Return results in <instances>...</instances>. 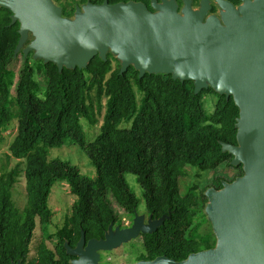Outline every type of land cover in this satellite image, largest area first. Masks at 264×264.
Segmentation results:
<instances>
[{
  "label": "trees",
  "instance_id": "obj_1",
  "mask_svg": "<svg viewBox=\"0 0 264 264\" xmlns=\"http://www.w3.org/2000/svg\"><path fill=\"white\" fill-rule=\"evenodd\" d=\"M162 1L155 0L157 4ZM172 1L178 8L184 5L183 0ZM190 1L194 5L199 2ZM225 1L234 6L242 3ZM80 3H135L154 12L152 0ZM74 11L73 7L65 9L63 16L70 19ZM20 28L13 13L0 7V145L15 121L8 157L25 164L27 199L21 211L12 200L20 164L0 175V264H72L76 257L69 249H76L81 240H104L112 228L120 226L110 198L129 216L136 213L140 200L126 175L136 178L150 220L159 222L150 232L142 233L144 252L138 262L164 257L180 263L214 249L213 233H201L193 225L196 186L182 194L179 182L187 176L188 168L198 177L222 166L244 174L242 165L234 166V156L223 147L237 146L240 110L233 96L211 87L196 92L193 80L174 79L171 74L145 73L140 77L133 65L122 71L111 52L104 58L96 56L83 68L51 61L33 66L27 54L14 83L9 66L18 54ZM40 74L46 79L44 88ZM103 102L100 132L88 143L82 121L98 125ZM71 145L85 152L96 170L94 178L81 175L68 162L49 159L50 149ZM57 182L66 183L76 201L62 229L50 234L54 214L48 200ZM222 182V178L216 180L217 190L222 189ZM200 194L205 206L207 198ZM37 223L43 237L35 257L29 260Z\"/></svg>",
  "mask_w": 264,
  "mask_h": 264
},
{
  "label": "water",
  "instance_id": "obj_2",
  "mask_svg": "<svg viewBox=\"0 0 264 264\" xmlns=\"http://www.w3.org/2000/svg\"><path fill=\"white\" fill-rule=\"evenodd\" d=\"M216 1L222 23L211 16L204 24L206 9L194 14L190 0H183L184 18L174 1L152 0L154 12L135 3L87 4L74 21L50 12L48 0H0L21 26L17 52L32 32L33 47L46 62L66 67L83 68L96 56L120 53L122 71L133 65L140 77L161 73L193 80L196 92L211 87L238 105L237 146L223 147L234 166L242 165L244 177L206 193L215 248L180 263L161 257L137 264H264V0H241L238 9ZM138 235L139 230L111 229L104 240H81L69 249L76 257L72 264H98V252Z\"/></svg>",
  "mask_w": 264,
  "mask_h": 264
},
{
  "label": "rangeland",
  "instance_id": "obj_3",
  "mask_svg": "<svg viewBox=\"0 0 264 264\" xmlns=\"http://www.w3.org/2000/svg\"><path fill=\"white\" fill-rule=\"evenodd\" d=\"M48 10L50 12L58 11L62 18L64 10H70L72 7L74 8V16L71 17L69 20L74 21L76 18V13L80 12L83 13L87 5H83L80 3V0H48ZM184 6L178 9V15L184 18ZM215 9V12L212 13V9ZM239 7H236L238 9ZM202 9H206L207 15L204 18V24L207 23V20L211 16H215L220 22L222 21V16L224 12L220 6V2L216 0H208L203 1L199 0V2L194 5L191 3V11L194 14L200 13ZM155 13H159V11H155ZM264 36V33H263ZM37 41L36 36L29 32L27 35L26 41L20 47L17 57L13 64L9 66V72L13 75V82L16 83L18 79V75L20 70L22 69L23 60L26 56V53L30 55L31 64L33 66L37 65V63L44 64L47 61V58L41 55V53L33 47V44ZM115 57L119 59L120 65L122 64V59L120 58V53H114ZM39 83L41 88L46 86V79L45 77L40 74L39 76ZM11 96L12 98L15 97V87L11 89ZM105 102H103V109L98 116V125L90 126L87 122L82 121L83 129L85 132L86 141L93 142V140L98 136L100 132V126L103 122V116L105 114L104 108ZM209 108V107H207ZM16 133V122L13 121L9 131L5 135V141L0 145V175L4 172H8L12 170L14 167L20 164L21 174L17 179V183L15 184L13 191H12V200L15 204V207L20 211L24 209L26 206V190H25V178H24V162L14 160L9 158V151L8 148L15 137ZM49 159H59L65 162L70 163L74 166L81 175L94 178L96 174V170L94 167L91 166L90 161L85 154V152L75 146H64L61 148H54L49 150ZM187 176L182 178L179 182L180 192L182 194L187 193L190 189L196 186L197 190H195V194L197 196V204L192 210L193 214V225L196 226L198 229L200 228L201 233H213L214 228L212 222L209 220L207 212H206V205L203 206L202 204V196L201 192H203L204 196L206 197V193L212 189L217 190L216 180L218 178H222V186L227 183H233L236 180L243 178L244 174L241 175L238 169H233L230 167H220L218 170L213 172L204 173L197 176L196 171L191 168L187 170ZM127 183L129 184L132 191L135 193L137 198L140 200L136 213L133 216H129L126 214L111 198L109 202L111 207L115 210V213L118 216L120 221V226L116 225L112 228V233L116 234L118 231L121 230H139V235L130 240H126L120 247L114 248L112 250H105L98 252L99 254V263L98 264H137L138 257L143 254V247H142V232L151 231L158 225V221L150 220L146 210L145 205L142 198V190L136 182V178L132 175H126ZM219 190V189H218ZM207 198V197H206ZM76 201V198L69 193V188L66 183L57 182L53 185L51 194L49 196L48 204L51 208L54 217L53 222L49 228V233L54 234L59 229H62L66 218L71 213L72 204ZM204 217V220H203ZM202 221V224H201ZM43 233L41 230L40 225L37 223V227L34 232V237L31 243V252L29 255V260H32L36 253V247L38 243L42 240ZM216 239V236H215ZM48 246L52 248V245L47 242ZM75 261V260H74Z\"/></svg>",
  "mask_w": 264,
  "mask_h": 264
},
{
  "label": "flooded vegetation",
  "instance_id": "obj_4",
  "mask_svg": "<svg viewBox=\"0 0 264 264\" xmlns=\"http://www.w3.org/2000/svg\"><path fill=\"white\" fill-rule=\"evenodd\" d=\"M236 7H238V6H236ZM222 23V22H221Z\"/></svg>",
  "mask_w": 264,
  "mask_h": 264
}]
</instances>
